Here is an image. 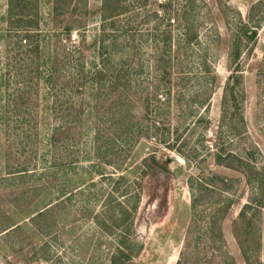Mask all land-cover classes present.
I'll list each match as a JSON object with an SVG mask.
<instances>
[{"label":"rangeland","instance_id":"obj_1","mask_svg":"<svg viewBox=\"0 0 264 264\" xmlns=\"http://www.w3.org/2000/svg\"><path fill=\"white\" fill-rule=\"evenodd\" d=\"M28 1L37 30L0 0V76L5 91L25 83L19 118L0 111V264H246L238 229L264 264V0H116L105 49L104 0ZM164 91L170 103L146 113L143 95ZM227 155L249 161L251 181L217 165ZM153 157L166 172L141 181ZM211 174L229 189L212 190ZM241 211L253 225L236 224ZM122 213L125 228H112Z\"/></svg>","mask_w":264,"mask_h":264},{"label":"trees","instance_id":"obj_2","mask_svg":"<svg viewBox=\"0 0 264 264\" xmlns=\"http://www.w3.org/2000/svg\"><path fill=\"white\" fill-rule=\"evenodd\" d=\"M16 1V3H13V0H9V3H8V10H7V17L8 19H12V18H17L16 20L18 21L19 25L21 28H23L22 30H25V31H32V30H37L38 28V13L36 12H32V8H35L36 9V5H34V3H30V1L28 0H14ZM57 1L59 0H55V2L57 3ZM72 1V0H70ZM16 8H21V12L20 13H14V9ZM31 7V8H30ZM118 8H117V1L116 0H104L103 2V7H102V33L100 35V45L102 47V49H105L107 48L108 46H103L105 40L109 37V35L105 32V27H109L111 28L113 34H116L115 33V29H113L115 27V24L116 22L118 21V18L120 17V13L117 11ZM68 31H70V29H68ZM111 32V31H110ZM125 32H127L125 30ZM255 35L254 31L252 33H245V37L246 38H252L253 36ZM114 37H117L118 36H114ZM194 37L192 36L190 39H188L189 41H191ZM124 40H127V39H124ZM116 42V39L114 40V44ZM113 45V44H112ZM125 51V46L124 44L122 43V46H121V50L120 52H124ZM237 52L235 53V59H237V56L236 55ZM171 66V65H169ZM161 70V66L159 65V61H156L154 63V73H156L157 71ZM238 71V70H237ZM236 71V73H237ZM95 78L94 80H98V82H101L104 80V75L102 74L101 71H98L95 72ZM165 77H159L157 74H156V79H158L159 83H161V81H163ZM238 77L235 76V74L232 76V81L233 83L231 84L230 82H227L224 86V90H223V106H224V109L222 110V114L224 115V113L226 114V108H225V105L226 104H230V103H234V91H233V86L235 85V80L237 79ZM14 92H9L8 89L5 91V86H6V82H8L7 80H5L4 76H0V111H2L4 108H6V110H8L9 112V115L11 116H15L17 118H19V115L22 114V112L20 113V110H21V106L23 104V101L25 99V95L24 93L22 92V89L25 88V83L21 80V79H18V78H14ZM159 87V85H158ZM146 94V95H145ZM143 95V106H145V109H146V113L148 112V110L151 108V106L154 104V102H158L159 104H169L170 101H171V94L169 91H164L162 94H155V93H145ZM8 95V96H7ZM6 96V98H5ZM244 96V95H242ZM128 100V99H127ZM131 100V99H130ZM128 100L127 103H126V106L124 105V111L125 109H127V113L129 114V110L130 108H132L134 105H135V101L133 100ZM132 118H128L127 122H126V129H127V132L123 135L125 136L126 138L130 137V139H134V133H132L133 131H131V128H132ZM53 136V135H52ZM129 140V139H128ZM217 165L218 166H221L225 169H229V170H233L235 171L237 168L241 174L243 175H246L248 180H250L251 177H254L255 174L252 173L251 171L247 172V170L245 171V167H250L249 166V161H246L242 158H235V157H232V156H225L224 158H222L221 156L220 157H217ZM240 160L241 161V166L239 167H233L231 165V161L233 160ZM226 160H228V163H226ZM151 162L152 164L154 165V167L152 166L151 169L149 170L150 167L146 166L145 164L142 165L141 167V181L143 180V178L149 174L151 172V170H154L156 169L155 167H158L160 169H163L164 172H166V169H164L163 165H159V163H157L154 159V157L151 159ZM164 164L166 162H163ZM244 166V167H243ZM251 174V175H250ZM252 174H254V176H252ZM249 175L251 176L249 178ZM17 177V176H15ZM210 180H208V184L211 186L212 190H215V186L213 184L217 183L219 184V186L221 185L225 190H228L229 187H230V183H232V180L231 179H228V178H224V177H220L216 174H211L210 176ZM264 182V179H258L256 180L255 182V185L258 187V194L259 195H262V191L261 189H259V187L263 184ZM202 185L204 186L205 183L204 182H201ZM202 185H198L196 187V189H193L192 190V197H193V200L194 202L191 204V207L192 209H194L196 207V202H197V198H199V196L201 195V193L203 192V186ZM141 189V188H140ZM139 194V193H138ZM258 195V196H259ZM124 195H122L123 197ZM125 197V196H124ZM128 197H125L124 200L126 202ZM255 203L257 204H261L260 203V200L258 201V197L254 200ZM122 203V202H120ZM124 203V202H123ZM110 203L107 202V205H109ZM219 213H220V210H215L211 215L210 219H209V225L211 227V229H213L214 225L217 223L216 219H218V216H219ZM125 215L122 213L119 218H115L114 215L112 216V220H113V225L111 226L112 228L115 227V228H122L124 226V222H125ZM121 220L122 223L119 224L118 222H120ZM244 221L247 222V225H253L251 223V219H246L245 218V213L244 211H241L239 216H238V221L236 222V224H239L240 223H243ZM125 228V227H123ZM241 229H238V231L236 232V238L238 240V245L240 247V250L242 252V255L245 259V262L246 264H251L250 262V258L253 256L252 253L250 252V254L247 252L246 250V241L243 240V235H241ZM120 246H124L123 244V241L120 242ZM117 254L118 256L120 254H123L121 256H125V250L123 249V247H119V249L117 250ZM252 255V256H251ZM114 264V263H112ZM176 264H183L181 260H179Z\"/></svg>","mask_w":264,"mask_h":264}]
</instances>
